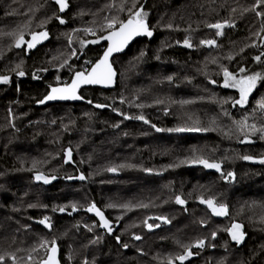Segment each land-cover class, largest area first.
<instances>
[{
	"label": "trees",
	"instance_id": "1",
	"mask_svg": "<svg viewBox=\"0 0 264 264\" xmlns=\"http://www.w3.org/2000/svg\"><path fill=\"white\" fill-rule=\"evenodd\" d=\"M255 2L136 0L133 8V0H68L60 12L55 0H0V31L22 29L25 41L33 32L48 33L32 49L17 48L16 37L5 40L0 33V76L9 77L0 83L5 264H12L10 255L17 264H39L54 244L61 248L62 264H181L176 257L185 246L196 257L183 264H264V134L241 130L245 121L264 127V111L258 108L264 79L243 106H233L239 90L223 86L225 68L235 75L244 68L264 76V16L256 15L264 5L244 11ZM141 7L153 35L114 57L115 88L86 87L78 102L38 105L51 86L70 82L105 50L106 44L82 47L80 42L110 29L93 36L81 28L102 27L103 17L116 18L118 27L130 10ZM224 21L234 27L226 26L219 36L207 26ZM202 40H215L216 46ZM177 127L201 131H167ZM21 147L30 150L14 152ZM197 157L219 163L221 170L181 163ZM38 174L50 182L37 180ZM81 175L85 179H78ZM176 196L185 204H177ZM201 199L225 205L228 214L214 215ZM93 204L119 223L113 234L88 213ZM45 217L51 228L40 223ZM151 222L161 224L149 229ZM233 223L243 225V244L231 239ZM199 240L205 245L195 249ZM28 254L31 260H25Z\"/></svg>",
	"mask_w": 264,
	"mask_h": 264
},
{
	"label": "snow or ice",
	"instance_id": "2",
	"mask_svg": "<svg viewBox=\"0 0 264 264\" xmlns=\"http://www.w3.org/2000/svg\"><path fill=\"white\" fill-rule=\"evenodd\" d=\"M55 3L59 6L60 12L65 11V9L68 8V0H55ZM262 5H264V0H256L255 4L251 9H244L245 12L247 11H256L257 8H260ZM115 5H108V7H114ZM136 6V0H133L132 7L135 8ZM121 10L123 9V6H121ZM235 11V9H233ZM257 16H264V11H256ZM146 16L147 13L143 11V8L141 7L140 10H137L135 12H131L129 18L126 22H119V26L117 27V20L116 18H105L106 24L104 25L105 28L111 29L109 31V34L107 36H102L97 40H91V41H81V46L83 47L86 43H99L100 39L108 40L109 46L104 52L103 57L95 64L93 65L91 71H79L75 73V76L72 80L71 84H66L62 88H52L51 93L45 97V100H56V99H81L80 96H78L77 90L82 84H103V85H109L113 82V77L115 76V72L112 69L111 64L109 63V57L112 55L113 52H119L122 51L123 48L129 43V41L139 35H146L148 37H151L153 35L152 30H150L147 22H146ZM60 21V23H64L65 21L61 19L59 16L56 17ZM209 28L216 29V35H222L223 29L227 27H234L233 24H230L228 21L224 22H217L215 24H209L207 25ZM85 32L91 33L92 29H84ZM262 32H264V28L261 29ZM94 34V33H93ZM6 35H14L12 33L6 34ZM256 35H260V33H256ZM31 40L25 41L23 34L21 33L18 37L15 38V47L20 48L22 46H27L28 49H32L35 47L37 43H39L43 39H47L48 33L46 31L43 32H33L31 33ZM203 45L207 46H216L215 40H202L200 42ZM184 44L188 47H192L189 40H185ZM75 54V53H73ZM143 55V53H141ZM264 56V53L261 54ZM231 59V57H229ZM255 60L261 61V56L255 57ZM67 64V60L63 62V64L60 65V67H64ZM17 68H19V65H17ZM241 73H245L246 70L244 68L240 69ZM19 76H24L25 73L23 71H19L17 73ZM224 87H233L238 88L240 97L238 100L233 101V106L240 105L243 106L247 103L248 96L251 94L253 89L256 87L257 81L264 79V76H262L261 73H254L252 75H243L237 78L234 74L230 73L226 68L224 69ZM38 78V77H37ZM171 79V77H169ZM9 77L8 76H0V83H8ZM215 83V81H213ZM45 101H40V103H44ZM185 103H188L187 101ZM97 107H103L102 105H97ZM258 108L262 111H264V99H262L259 104ZM128 118V117H126ZM138 119H143V117H137ZM155 127V125H153ZM244 127H250L253 132L259 131L262 134H264V127H261L257 129L255 124L247 125L246 121L242 123L241 130H243ZM156 131H162V129L157 128ZM169 132H185V131H201L199 128H183V127H177L173 129H167ZM262 138H264V135H262ZM67 156L69 159H71V150L67 152ZM244 159H251V157H244ZM261 163H264V160L260 161ZM181 163H198L202 164L205 168L209 169H216L217 171L221 170V165L219 163L210 162L207 159L197 157L195 159H192L191 161L185 160L181 161ZM109 171H116L115 168L108 169ZM147 171H151L150 169ZM227 176L231 177L233 176V173H227ZM71 178V177H70ZM37 180H43L44 183H49V178L38 174L36 176ZM52 179H55V177H52ZM78 179H85L83 175L79 176ZM175 201L177 204L183 205L185 204V200L182 199L180 196H176ZM203 204H206L212 211V213L216 216H224L228 214V209L223 204H217L213 199H201L200 201ZM113 206V205H110ZM146 207V205H143ZM72 210H76V205L73 204ZM122 207H129L128 205H122ZM55 211V209H54ZM59 211L63 212L65 211L64 208H60ZM87 211L89 212H95L97 216H99L101 221V226L106 228L107 231L110 233L112 232V227L109 223V221L104 217V214L102 211H100L98 208H96L95 204L88 207ZM157 219L162 220L165 223H169L168 219L166 217H157ZM48 218L45 217L44 220H41L40 223H47ZM264 222V220H262ZM154 225L148 224V228H153ZM155 227H159V225H155ZM243 225L239 223H233L231 228L228 229L229 234L231 236V239L237 243H241L244 239V232L242 231ZM213 238L215 237V233L212 234ZM135 239L139 240L141 239L140 236H136ZM117 240H119V237H117ZM205 244L204 240H199L194 245L195 247H203ZM44 245L42 244L41 247ZM124 247H128L127 245H124ZM56 252L57 249L55 247L51 248V255L48 256V259L44 261V264H58L56 260ZM193 255L191 248L188 246H185V253L182 255H178L176 257V260L180 261L181 264L189 257ZM11 259L12 264H16V256L10 255L8 257ZM31 258V257H29ZM0 264H5V256L0 255ZM169 264H173V262L170 260Z\"/></svg>",
	"mask_w": 264,
	"mask_h": 264
},
{
	"label": "water",
	"instance_id": "3",
	"mask_svg": "<svg viewBox=\"0 0 264 264\" xmlns=\"http://www.w3.org/2000/svg\"><path fill=\"white\" fill-rule=\"evenodd\" d=\"M127 21V20H126ZM125 21V22H126ZM147 24H148V22H147ZM148 26H149V28H150V30H152L151 29V27H150V25L148 24ZM111 31V30H110ZM153 32V31H152ZM109 34V31L108 32H106L104 35H102V36H107ZM101 36V37H102ZM145 37H148V36H146V35H139V36H135V37H133L130 41H129V43L123 48V50L122 51H119V52H113L112 53V55L109 57V63L111 64V66H112V69H113V71L115 72V76L113 77V82L111 83V84H109V85H103V84H82L80 87H79V89L77 90V95L78 96H80L81 97V91H82V89H84V88H86V87H100V88H102V89H112V88H115L116 87V85H117V78H118V72H117V70H116V67H115V65H114V63H113V59H114V57L115 56H117V55H119V54H123V53H125L127 50H128V48L136 41V40H138V39H141V38H145ZM152 37V36H151ZM151 37H149V38H151ZM100 37H98V38H96V39H94V40H97V39H99ZM109 41L108 40H103V39H100L99 40V43H95V44H106V48H105V50L103 51V53H102V55L100 56V58L93 64V65H95L102 57H103V55H104V52L106 51V49L108 48V46H109ZM36 46V45H35ZM93 65L90 67V69L88 70L89 72L91 71V69H92V67H93ZM74 76H75V74L73 75V77H72V79L70 80V82H68V83H65V84H58V85H54V86H51L50 87V90H49V92L43 97V101H45L44 103H40V102H38V105H47V104H51V103H62V102H78V101H80V100H82V97H81V99H56V100H45V97H47L50 93H51V90H52V88H62V87H64L66 84H71L72 83V80H73V78H74ZM41 100V101H42ZM95 206H96V208H98L100 211H102L103 212V214H104V217L109 221V223H110V225H111V227H112V232H110V233H113V232H115L117 229H118V227H119V223L118 224H116L115 226H113V224H112V222L108 219V217H107V215L105 214V212L99 207V206H97L96 204H95ZM90 207V206H89ZM88 209V208H87ZM88 213L89 214H91L92 216H94L97 220H98V222L100 223V228L102 229V230H105V231H107V229L106 228H104V227H102L101 226V221H100V218H99V216H97L96 215V213L95 212H89L88 211ZM45 226H47L48 228H51V226H52V223L51 222H49V221H47V223H43ZM243 231V230H242ZM108 232V231H107ZM109 233V232H108ZM244 243V241H242L240 244H243ZM205 245V244H204ZM52 247H55L56 249H57V252H56V260H57V262H58V264H62V261H61V248H60V246L59 245H53ZM51 247V248H52ZM51 248L49 249V252H48V255H47V257L44 259V260H42L39 264H44V261H46L47 259H48V256L49 255H51ZM194 248L195 249H197V248H203V247H195L194 246ZM192 251V250H191ZM193 252V251H192ZM192 257H196V255H192Z\"/></svg>",
	"mask_w": 264,
	"mask_h": 264
},
{
	"label": "rangeland",
	"instance_id": "4",
	"mask_svg": "<svg viewBox=\"0 0 264 264\" xmlns=\"http://www.w3.org/2000/svg\"><path fill=\"white\" fill-rule=\"evenodd\" d=\"M102 19H103V21H104V24L102 25V27L99 26V27L97 28V27L91 25V26H87V28H86V27H85V28H81V30H82V29H92V32H91V33H88V32H86V33L89 34V35L91 34V35H93V36H94V35H97V34L99 33V30H100V31H106V30H108L107 28L104 27V25H105L106 22H107L106 19H105V17H103ZM14 23H15V22H14ZM21 23H22V22H21ZM15 24H16V23H15ZM19 24H20V23H19ZM17 25H18V24H17ZM16 27H17V29H16V31H17L18 28H19V26H16ZM103 27H104V28H103ZM25 29H26V28H24V30H25ZM110 30H111V29H110ZM110 30H109V31H110ZM10 31H11V27H10V26H3L2 30L0 31L1 35L5 36V38H4L5 40H6L7 37H9V38H10L11 36H13V37H18L21 33H22V34L24 33L22 29H21V31H17V32H15V33H14V31H11V32H10ZM82 31H83V30H82ZM9 33H12V34H14V35H6V34H9ZM93 33H94V34H93ZM7 46H8V45H7ZM73 52H74V53L77 52L76 48H74V47H73ZM73 56H74V54H73ZM85 70L88 71V69H85ZM234 75H235V74H234ZM243 75H252V74H251V73L248 74V73H241V72H240V73L236 74L235 76H236L237 78H239L240 76H243ZM257 83H258V81H257ZM256 85H257V84H256ZM236 89H238V88H236ZM254 89H255V88H254ZM254 89H253V90H254ZM22 148L24 149V147H21V148H20L21 150L14 149V152L18 154L19 151H20V153H26V151L30 150V149H28V147H25L24 151H22ZM151 224L154 225V227H155V225H160L161 223L159 222V223L155 224L154 222H151ZM44 244H45V243H43V245H44ZM40 248H42V247H40ZM48 252H49V250H48ZM48 252H47V255H48ZM29 257H32V256L29 255V254L26 255V256H25V260H31V259H32V258H29ZM46 257H47V256H46ZM44 259H45V258H44ZM44 259H43V260H44ZM18 261H21V260L18 259ZM16 262H17V261H16ZM16 264H17V263H16ZM18 264H19V263H18Z\"/></svg>",
	"mask_w": 264,
	"mask_h": 264
},
{
	"label": "bare ground",
	"instance_id": "5",
	"mask_svg": "<svg viewBox=\"0 0 264 264\" xmlns=\"http://www.w3.org/2000/svg\"><path fill=\"white\" fill-rule=\"evenodd\" d=\"M89 69H90V68H89ZM89 69H88V70H89ZM88 207H89V206H88ZM88 207H87V208H88ZM86 210H87V209H86ZM108 219H109V218H108ZM42 220H44V219H42ZM109 220H110V219H109ZM110 221H111V220H110ZM111 222H112V221H111ZM112 224H113V222H112ZM116 224H118V223H116ZM116 224H115V225H116ZM54 245H57V244H54ZM51 247H52V246H51ZM51 247H50V248H51Z\"/></svg>",
	"mask_w": 264,
	"mask_h": 264
},
{
	"label": "flooded vegetation",
	"instance_id": "6",
	"mask_svg": "<svg viewBox=\"0 0 264 264\" xmlns=\"http://www.w3.org/2000/svg\"><path fill=\"white\" fill-rule=\"evenodd\" d=\"M113 226H115L114 224H113ZM114 233V232H113ZM113 233H110V234H113Z\"/></svg>",
	"mask_w": 264,
	"mask_h": 264
}]
</instances>
